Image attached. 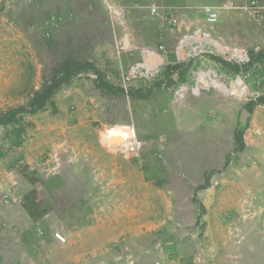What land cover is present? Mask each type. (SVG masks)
I'll return each mask as SVG.
<instances>
[{
    "label": "rangeland",
    "instance_id": "obj_1",
    "mask_svg": "<svg viewBox=\"0 0 264 264\" xmlns=\"http://www.w3.org/2000/svg\"><path fill=\"white\" fill-rule=\"evenodd\" d=\"M0 97L40 149L0 264H264V0H0Z\"/></svg>",
    "mask_w": 264,
    "mask_h": 264
},
{
    "label": "crops",
    "instance_id": "obj_2",
    "mask_svg": "<svg viewBox=\"0 0 264 264\" xmlns=\"http://www.w3.org/2000/svg\"><path fill=\"white\" fill-rule=\"evenodd\" d=\"M14 106V103L11 104L9 99H4L0 97V110ZM1 125L0 127H2ZM116 138V137H115ZM20 138L14 137V146H12V139L6 135L3 136V139L0 140V215L10 218L13 222L19 220L23 221L25 225L31 223L33 220L30 217L28 211H26V196L29 194L32 184L26 180L23 172H20L18 168L23 156L27 158L26 164L30 169V165L35 166L34 162L29 160V154L38 153L39 148L36 146V149H33V144L25 142L23 140L18 141ZM118 141L119 139H115ZM36 142V140H35ZM31 145L30 152L28 146ZM113 145H124L112 142L109 146ZM34 150V151H33ZM33 155H31L32 158ZM16 162V159H18ZM48 162V161H46ZM25 163V162H24ZM42 164H46L45 162ZM44 166V165H43ZM43 170H50V168L43 167ZM94 174V173H93ZM94 176V175H93ZM28 223H27V222Z\"/></svg>",
    "mask_w": 264,
    "mask_h": 264
},
{
    "label": "built area",
    "instance_id": "obj_3",
    "mask_svg": "<svg viewBox=\"0 0 264 264\" xmlns=\"http://www.w3.org/2000/svg\"><path fill=\"white\" fill-rule=\"evenodd\" d=\"M253 4H256V1H254ZM153 10H155V8H153ZM206 14H207V21L208 22L213 23L217 20V17H216V15H215V13L211 7H206ZM186 39L187 40L184 43L189 41L188 37H186ZM190 39L192 41L199 42V43H203V42L208 43L211 46L215 47L218 51L222 52L224 55H229L231 59H236L242 53V51H239V50H230V49L223 47L222 45H220L218 43L217 40L211 39V36L208 33L203 32L201 29L196 30L193 33V35L190 36ZM214 42H216V44ZM148 55L150 56V54H148ZM146 59H148L150 61L149 58H145V60ZM143 68H147L146 69L147 71L152 69L150 66H148L146 61H144V63H142V64H138V65L133 66L132 72L135 73L136 71H140ZM55 236H56L57 240H59L61 242L66 241V236L61 232L56 233Z\"/></svg>",
    "mask_w": 264,
    "mask_h": 264
},
{
    "label": "trees",
    "instance_id": "obj_4",
    "mask_svg": "<svg viewBox=\"0 0 264 264\" xmlns=\"http://www.w3.org/2000/svg\"><path fill=\"white\" fill-rule=\"evenodd\" d=\"M50 94H51L50 87H46L41 92H38L32 98L31 103H30L34 107L33 111H35L36 109L41 108L42 106H44L46 100L50 97ZM16 113H17V111L15 110L13 112L11 111L9 114L8 113L2 114L0 116V125L5 123L6 121L10 120V119L6 118L5 116L11 115V118H14ZM236 141L239 143L240 146H244L245 145L244 137L240 133L238 135H236Z\"/></svg>",
    "mask_w": 264,
    "mask_h": 264
},
{
    "label": "water",
    "instance_id": "obj_5",
    "mask_svg": "<svg viewBox=\"0 0 264 264\" xmlns=\"http://www.w3.org/2000/svg\"><path fill=\"white\" fill-rule=\"evenodd\" d=\"M248 114H249V113L247 112V110H244V111H243V115H242V118H241V119H242L243 121H245V120H246V118H247V116H248Z\"/></svg>",
    "mask_w": 264,
    "mask_h": 264
},
{
    "label": "bare ground",
    "instance_id": "obj_6",
    "mask_svg": "<svg viewBox=\"0 0 264 264\" xmlns=\"http://www.w3.org/2000/svg\"><path fill=\"white\" fill-rule=\"evenodd\" d=\"M215 43V42H214ZM216 44V43H215ZM203 83V82H202ZM204 84V83H203Z\"/></svg>",
    "mask_w": 264,
    "mask_h": 264
}]
</instances>
